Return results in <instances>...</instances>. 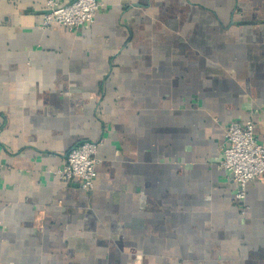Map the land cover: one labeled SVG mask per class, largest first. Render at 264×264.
I'll return each instance as SVG.
<instances>
[{
	"label": "crops",
	"instance_id": "obj_1",
	"mask_svg": "<svg viewBox=\"0 0 264 264\" xmlns=\"http://www.w3.org/2000/svg\"><path fill=\"white\" fill-rule=\"evenodd\" d=\"M98 1L0 0V264H264V179L243 206L220 167L231 122L264 144V0ZM82 142L88 192L55 175Z\"/></svg>",
	"mask_w": 264,
	"mask_h": 264
},
{
	"label": "built area",
	"instance_id": "obj_2",
	"mask_svg": "<svg viewBox=\"0 0 264 264\" xmlns=\"http://www.w3.org/2000/svg\"><path fill=\"white\" fill-rule=\"evenodd\" d=\"M46 13L42 27L48 29L54 24L62 25L70 31H77L88 23H93L101 8L98 0H44ZM254 120L231 122L225 131L222 145V170L231 174L236 184L235 201H246L249 183L264 179V144L256 136ZM101 143L82 142L67 154L55 175L68 186L78 184L83 191L95 187L97 168L101 163L98 153Z\"/></svg>",
	"mask_w": 264,
	"mask_h": 264
}]
</instances>
